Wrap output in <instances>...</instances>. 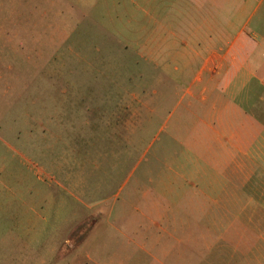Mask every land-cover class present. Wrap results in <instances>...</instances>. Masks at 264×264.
<instances>
[{
    "label": "rangeland",
    "instance_id": "rangeland-1",
    "mask_svg": "<svg viewBox=\"0 0 264 264\" xmlns=\"http://www.w3.org/2000/svg\"><path fill=\"white\" fill-rule=\"evenodd\" d=\"M144 10L0 0V264H232L219 206L191 204L218 196L201 62ZM244 207L239 257H263L264 203Z\"/></svg>",
    "mask_w": 264,
    "mask_h": 264
},
{
    "label": "crops",
    "instance_id": "crops-1",
    "mask_svg": "<svg viewBox=\"0 0 264 264\" xmlns=\"http://www.w3.org/2000/svg\"><path fill=\"white\" fill-rule=\"evenodd\" d=\"M138 2L144 11L155 14L161 28L169 29L170 44L184 46L176 48L177 57L201 62L193 81L202 85L200 99L204 113L200 121L212 132L214 142L210 149L211 174L206 176L213 178L209 182L217 188L218 196L214 201L200 197L191 204L219 206L216 218L221 222L219 241L233 238L229 240L233 248L230 263L264 264V256L259 257L260 250L250 242L249 255L239 257L241 252L237 248L242 249V241L237 238L243 234L236 232V223L247 215L243 206L264 203V66L252 59L257 42L264 41V0H244L240 10L242 21L234 27L218 23L211 0L203 7L200 0ZM210 92L211 100L207 97ZM190 95L195 99L192 91ZM216 146L217 154L213 151ZM211 219L208 212L188 216V220L202 222L196 227L204 231ZM222 222L232 223L224 226ZM202 241L206 242L204 236ZM169 252L171 258L172 249ZM204 252L207 256L209 250ZM178 263L157 261V264ZM201 264L209 261L203 256Z\"/></svg>",
    "mask_w": 264,
    "mask_h": 264
},
{
    "label": "clouds",
    "instance_id": "clouds-1",
    "mask_svg": "<svg viewBox=\"0 0 264 264\" xmlns=\"http://www.w3.org/2000/svg\"><path fill=\"white\" fill-rule=\"evenodd\" d=\"M209 2L210 0H200V6L203 7ZM211 2L214 5L215 18L221 25L234 27L242 21L240 10L244 6V0H211ZM252 59L255 64L264 66V41L257 42Z\"/></svg>",
    "mask_w": 264,
    "mask_h": 264
}]
</instances>
